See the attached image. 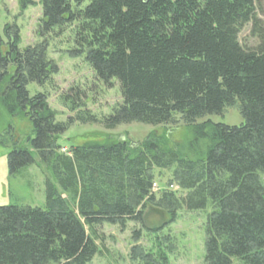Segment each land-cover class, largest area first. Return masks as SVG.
<instances>
[{
  "label": "trees",
  "instance_id": "16d2710c",
  "mask_svg": "<svg viewBox=\"0 0 264 264\" xmlns=\"http://www.w3.org/2000/svg\"><path fill=\"white\" fill-rule=\"evenodd\" d=\"M260 1L39 0L38 34L69 28L70 56L84 57L105 86L118 83L122 102L102 121L86 110L84 92L75 87L59 96L74 116L56 122L47 94L30 96L27 90L30 84L51 85L58 74L47 42L20 50L16 26H5L0 104L11 116H25L32 127L30 149L13 144L8 166L17 173L35 163L32 152L38 155L45 205L0 207V264H89L100 253L97 227L123 231L129 223L143 227L148 211L174 219L182 209L208 207L203 264H264ZM248 24L257 39L252 48L238 40ZM231 107L238 108L240 126L203 120ZM76 122L105 130L178 123L192 140L185 153L168 143L165 131L149 133L137 147L105 140L62 149L60 137ZM162 171L170 175L159 187ZM139 234L133 232L135 242ZM130 256L144 264L165 259L160 251L139 247Z\"/></svg>",
  "mask_w": 264,
  "mask_h": 264
},
{
  "label": "rangeland",
  "instance_id": "374dc122",
  "mask_svg": "<svg viewBox=\"0 0 264 264\" xmlns=\"http://www.w3.org/2000/svg\"><path fill=\"white\" fill-rule=\"evenodd\" d=\"M24 1L30 3L23 5L22 0H0V39L5 43L7 37L4 28L14 25L20 38V50L28 45L47 42L48 57L55 62L58 69L51 85L38 87L30 84L27 87L30 96L38 92L46 93L49 108L56 113V122L66 123L74 114L68 113L60 105L59 96L69 92L71 88L78 87L84 92L86 110L102 121L103 117L109 116L116 105L122 102L118 83L114 80L110 86H105L96 80L84 57L70 56L69 52L74 45L69 28L60 34L56 30L40 36L38 27L42 18V7L39 0ZM260 3L262 9L257 15L264 29V0ZM238 40L243 47L256 46L257 39L252 35L250 24L241 30ZM2 88L3 86L0 87V92ZM207 119L214 124L227 126L237 127L243 123L237 107H231L221 115L206 117L203 120ZM31 131L32 127L25 116H11L0 104V138L5 144L0 146V207L43 208L45 205V177L37 166L38 155L32 152L35 163L21 168L17 173L11 174L8 166V154L13 144L17 143L30 149L27 140L32 136ZM163 131L167 132L168 143L176 144L181 151L186 152L192 134L187 127L178 123L163 127L131 124L105 130L96 124L76 122L60 137L59 145L68 150L70 146L113 140L126 141L137 147L149 133L160 135ZM169 175L168 171L161 172V178L156 182L159 187L165 185ZM209 210V207L200 212H187L182 209L176 213L174 219H170L162 211H148L143 227L137 223H129L123 231L107 224L97 227V245L100 253L89 264H144L142 261L131 259L133 247H139L143 252H162L165 259L156 257L162 264H203L206 214ZM134 231H140L138 242L132 238Z\"/></svg>",
  "mask_w": 264,
  "mask_h": 264
}]
</instances>
